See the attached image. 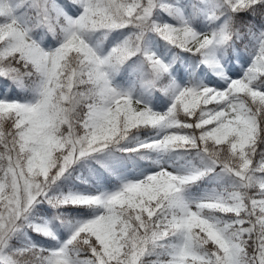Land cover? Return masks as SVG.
<instances>
[{
  "label": "snow or ice",
  "instance_id": "obj_1",
  "mask_svg": "<svg viewBox=\"0 0 264 264\" xmlns=\"http://www.w3.org/2000/svg\"><path fill=\"white\" fill-rule=\"evenodd\" d=\"M0 264H264V0H0Z\"/></svg>",
  "mask_w": 264,
  "mask_h": 264
}]
</instances>
